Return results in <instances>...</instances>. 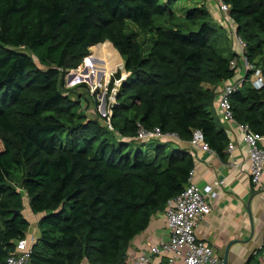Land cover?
<instances>
[{
    "label": "trees",
    "instance_id": "1",
    "mask_svg": "<svg viewBox=\"0 0 264 264\" xmlns=\"http://www.w3.org/2000/svg\"><path fill=\"white\" fill-rule=\"evenodd\" d=\"M174 1L0 0V264L26 238L25 199L39 215L28 264L122 263L193 169L174 141L135 140L139 127L184 141L199 130L224 156L228 137L213 101L216 85L235 76L237 54L203 4L179 15ZM222 1L264 79V0ZM119 56L124 78L112 74ZM84 59L90 74L102 66L105 78L112 74L107 101L121 79L109 124L89 117L64 87ZM252 72L230 95L231 110L261 133L264 87L253 88Z\"/></svg>",
    "mask_w": 264,
    "mask_h": 264
},
{
    "label": "crops",
    "instance_id": "2",
    "mask_svg": "<svg viewBox=\"0 0 264 264\" xmlns=\"http://www.w3.org/2000/svg\"><path fill=\"white\" fill-rule=\"evenodd\" d=\"M196 2L205 6L208 0ZM208 7L210 8H206L213 20L223 27L227 38L231 40V51L237 54L238 59L235 76L216 85L213 101L216 120L225 130L228 141L233 143V149L229 152L226 145L224 156L220 157L213 150H202L191 145L189 140H175L174 145L186 149L192 155L193 182L200 188L211 186L216 193L214 197H209L211 211L198 222V240L211 246L222 262L226 258L227 264H264V191L257 190L250 183L248 150L242 141V132L237 122L221 120L217 108L223 86L235 82L245 74L239 67L241 51L227 31V26L235 24L219 9L218 3H210ZM168 235L163 212H158L151 218L147 229L132 239L126 251L127 259L146 253L150 245L167 241ZM26 237L30 238L31 235L26 233ZM146 264L171 263L167 255H152ZM174 264L183 263L176 260Z\"/></svg>",
    "mask_w": 264,
    "mask_h": 264
},
{
    "label": "built area",
    "instance_id": "3",
    "mask_svg": "<svg viewBox=\"0 0 264 264\" xmlns=\"http://www.w3.org/2000/svg\"><path fill=\"white\" fill-rule=\"evenodd\" d=\"M219 9L228 15L229 5L222 0H218ZM227 31L234 40L235 45L240 49V62L244 69H251V85L255 89L264 87V79L260 69L254 68L249 64L244 56L245 43L236 33L235 26H227ZM231 67L238 69V59L233 58L230 61ZM236 69V72H237ZM121 78H124L121 76ZM242 78H238L235 82H229L223 86L220 93L217 108L218 115L223 121H234L230 95L239 87ZM121 80V79H120ZM120 80L114 81V86L119 85ZM111 90L108 97L109 105L114 102L115 89ZM110 108L108 107L106 123L109 124ZM242 132V141L246 144L248 150V174L250 183L259 191H264V131L261 133L254 132L247 124L237 123ZM137 141H155V140H172L178 141L179 138L175 133L162 132L158 127L145 129L139 127L135 136ZM193 146H198L202 150H211L204 142L201 131H193L189 140ZM233 149V143L228 141L227 150ZM193 170L189 172L187 184L184 189L175 197L167 200L163 212L165 224L168 227V240L160 241L157 244L150 245L146 253L137 254L133 259L125 260L119 264H146L152 255H167L169 262L174 264L176 260L182 261L183 264H223L222 260L213 252L208 244L198 240L196 236V228L200 219L211 211L209 197L216 195L211 186L204 188L198 187L192 179ZM222 183V182H220ZM30 240V242H29ZM35 237L18 239L16 248L7 259L6 264H28L31 252V244ZM264 245V240L262 241ZM83 264H90L84 262Z\"/></svg>",
    "mask_w": 264,
    "mask_h": 264
},
{
    "label": "rangeland",
    "instance_id": "4",
    "mask_svg": "<svg viewBox=\"0 0 264 264\" xmlns=\"http://www.w3.org/2000/svg\"><path fill=\"white\" fill-rule=\"evenodd\" d=\"M166 1V0H163ZM197 0H175L173 3L174 11L182 15L183 11L186 8H189L195 4ZM201 0H199L200 2ZM210 3H218V0H208L205 6L207 8ZM219 7V4H218ZM142 40L146 45L148 43V36H142ZM227 45L230 47L231 40L226 39ZM120 60L118 61V66L112 72L115 73L116 71L120 70L123 77L126 76V73L123 70V58L119 56ZM241 72H244V68L242 64L239 65ZM107 66H102L98 71H93L90 74V69L87 66V62L85 59L83 60L82 64L75 70H71L66 73L64 76V87L67 89H72V95L74 97H81V110L84 111L89 117L96 118L97 114L103 116L107 113L109 107V101L106 100V91H107V84L112 74H110L109 78H105L104 73H106ZM80 73V74H79ZM94 79L95 82L94 83ZM84 84V86H82ZM104 100V104H103ZM157 141V140H155ZM138 142L133 143V146H136ZM1 148V143H0ZM143 149H148V145L144 144L142 146ZM24 213L27 218L30 220V227L27 231V235H38V228L36 226L37 219L39 215L34 214L30 211L27 200L25 199V207ZM32 222V223H31ZM30 242V240H29Z\"/></svg>",
    "mask_w": 264,
    "mask_h": 264
},
{
    "label": "water",
    "instance_id": "5",
    "mask_svg": "<svg viewBox=\"0 0 264 264\" xmlns=\"http://www.w3.org/2000/svg\"><path fill=\"white\" fill-rule=\"evenodd\" d=\"M103 104H104V100H103ZM223 264H227L226 258H224Z\"/></svg>",
    "mask_w": 264,
    "mask_h": 264
}]
</instances>
